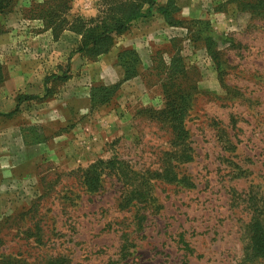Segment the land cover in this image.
Returning a JSON list of instances; mask_svg holds the SVG:
<instances>
[{
	"label": "rangeland",
	"instance_id": "rangeland-1",
	"mask_svg": "<svg viewBox=\"0 0 264 264\" xmlns=\"http://www.w3.org/2000/svg\"><path fill=\"white\" fill-rule=\"evenodd\" d=\"M174 1L178 31L155 11L117 37L118 48L142 35L139 72L116 92L94 81L108 102L89 103L43 154L0 148V264H264V0ZM63 2L16 1L0 39L33 36L34 16ZM120 2L69 0L66 16L92 24ZM64 33L54 39L68 60L46 78L52 97L82 39H70L71 53Z\"/></svg>",
	"mask_w": 264,
	"mask_h": 264
},
{
	"label": "crops",
	"instance_id": "crops-1",
	"mask_svg": "<svg viewBox=\"0 0 264 264\" xmlns=\"http://www.w3.org/2000/svg\"><path fill=\"white\" fill-rule=\"evenodd\" d=\"M178 14H182V11ZM180 18L182 19V15ZM33 22L39 24L38 28L42 26L39 19ZM38 28L32 25L29 29L34 33H30L33 36L23 37L18 28L6 32L0 39V55L6 60V78L0 89V148L11 150L17 143L28 158L29 152H35L38 156L46 149L51 150L50 144L53 146L56 141L55 132L67 121L73 124L74 117L87 113L88 104L91 105L90 93L94 81L102 82L103 86H111L124 78L122 68L118 65L120 44L123 48L138 53L142 49V35L139 36L135 31L132 35L130 33L124 36L118 48L114 46L109 53L94 60L73 52L69 78L65 81L62 92L58 96L42 99L46 78L61 70L67 55L66 50L61 51V41L54 39L51 30ZM161 31L167 35H177L178 29L170 31L164 28ZM73 36L78 40L81 38L70 30H65L66 42H70ZM22 38H30L27 43L29 48L20 47ZM68 48H72L71 42ZM70 52L72 53V49ZM90 76L92 80L89 83ZM94 76L97 77L93 79ZM26 126L41 127L46 133L45 137H28Z\"/></svg>",
	"mask_w": 264,
	"mask_h": 264
},
{
	"label": "trees",
	"instance_id": "trees-1",
	"mask_svg": "<svg viewBox=\"0 0 264 264\" xmlns=\"http://www.w3.org/2000/svg\"><path fill=\"white\" fill-rule=\"evenodd\" d=\"M16 1L18 0H0V15H6L9 11H11L12 6ZM60 1L64 2L61 3L59 7L56 6L53 10L48 9L45 11V8H43L42 6L46 2L41 4V11L43 10V13L34 16L35 19L44 21L46 28L52 31L53 36L56 39L64 30H70L71 32L81 36V43L76 52L83 54L84 56L93 60L103 54L109 53L114 47L117 37L126 34L131 28V24L133 22L139 20L140 18H150L154 16L155 11L162 13L169 26L176 27L177 25H179V23H175V21L178 19L174 16L175 14H178L180 12V8L177 6V3L174 0L168 1V3L165 5H161L157 0H122V2L119 3L123 7L122 11H112V15H107L104 17L101 16L99 18L92 19L91 21L95 23L94 25H92V22H90L92 24H89V21L87 22L80 17H76L74 20L72 19V22L69 23V20L66 16V13H68L70 9L68 5L69 0ZM53 5L54 4H52V6ZM3 33L4 31L2 30V26L0 24V35ZM176 56V53L171 56L170 62L166 65V70L174 67ZM129 57L133 61L131 65H128V61L127 63L125 61L126 58ZM139 60L140 59L138 57V54L134 50H124L120 52L118 54V65H120L124 69V78L120 82L103 89L116 92L120 88L123 81L135 77L139 72L137 68V64L138 62H140ZM68 70L69 67L66 68V70H64L61 75H53L52 80H61L64 82L67 81L69 78ZM184 71L185 69L182 70L180 75H182ZM4 81L5 77L2 72V65L0 64V87L4 83ZM49 81L50 80L48 78L45 82V95L42 99L51 98L54 94V91L47 87V83ZM164 95L166 97L168 95L165 90ZM107 100L105 99L106 102H108ZM105 101H97L95 99L94 93L92 92L91 105H96L98 103L103 104L105 103ZM181 107L182 106L178 105H167L168 109L179 110Z\"/></svg>",
	"mask_w": 264,
	"mask_h": 264
}]
</instances>
